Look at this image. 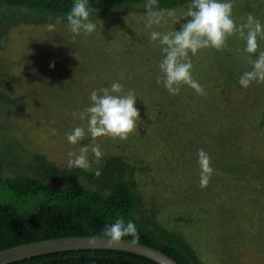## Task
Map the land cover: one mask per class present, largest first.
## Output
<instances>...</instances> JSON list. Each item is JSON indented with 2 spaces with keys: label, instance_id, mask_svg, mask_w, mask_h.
<instances>
[{
  "label": "trees",
  "instance_id": "16d2710c",
  "mask_svg": "<svg viewBox=\"0 0 264 264\" xmlns=\"http://www.w3.org/2000/svg\"><path fill=\"white\" fill-rule=\"evenodd\" d=\"M73 2L74 0H0V250L50 238L104 236L105 226L122 218L125 223L128 221L134 223L136 235H125L121 238L159 249L179 264H206L204 257L198 254V249L196 250V239H189V235L187 237L183 235L178 227L170 228L164 225L158 218L157 209L152 204L147 207L145 198L138 189L136 174L138 167L125 155L103 153L97 157L86 153L89 167L84 169L70 167L69 159L63 161L52 159L44 150V145L48 141L45 140L46 131L52 136L53 133H61L72 127L68 121L62 120L63 112L70 110L73 114L75 106L83 108V104H86L88 96L86 93L79 95L82 91L80 84L84 83L82 87L87 88L91 82L98 79H92L91 75L86 76L88 78L86 79L79 68L80 80L77 82L73 67L75 83L73 95L60 91L62 86L67 85L63 78L59 86H56L55 75L46 74L43 77L46 79L41 81L42 77L35 78V75L31 76L28 72L29 82L35 84L39 82L46 87L43 91H40L41 89L34 91L33 96H30L34 100L28 113L32 117V123L28 117L24 119V115L27 114L25 101L17 99V95L12 97V88L8 87V80L4 78L7 73L3 74L7 68L8 57L2 56L3 51H10L8 47L11 38L8 34L10 28L18 24L37 27L59 25L64 27L62 33L71 34L69 40H75L76 43L83 40L84 33L73 34L65 19V14ZM149 2L150 0H88L92 10L90 19L97 24L96 30L92 33L96 32L98 37L100 35L98 27L105 22L107 26L104 23L101 26L103 35L107 36L103 39L107 40L102 43L109 42L113 36L117 38L115 33L128 27H123L117 21L129 15L135 17L137 14L135 17L137 19L139 14L147 16L144 15L148 12L145 5ZM189 4L190 0H156L152 4V9L157 11L174 9L176 16H181ZM249 13L264 25V0H232L231 16L237 25L244 23ZM57 17H60L59 22ZM188 19L190 18H180L177 23L175 18L163 13L161 23L153 24L149 28L158 32H171L174 29L179 30L181 24ZM123 20L128 21L125 18ZM230 35H237V60L235 51H232L229 58L225 49L229 47L234 50L231 47L233 44L228 42ZM230 35L219 48L222 50L218 54L215 53L217 48L211 46L199 49L195 55L188 53L192 63V79L203 87V94L181 82L176 100L179 111L171 122L172 127L159 130L156 122H152L141 128V135L137 137L138 144L144 148L149 145L156 148L154 156L159 161L158 166L162 165V168L168 171L169 183L172 185H178L180 182L179 165L200 174L197 153L203 149L210 157V166L216 170L211 174L208 183L217 178L220 172L227 178L231 176V181L227 183L228 187L232 188L233 181L237 182V192L242 190L238 194L247 190L254 192L256 187L262 188L260 196L264 200V159L260 155V150L264 147V88L260 87L261 81L257 80H253L246 88L238 82L242 73L252 70L251 61L264 51V35H258V47L252 53L244 51V40L240 39L238 32ZM138 39L142 44L141 47L137 45L140 47L137 53L139 63L131 69L139 79L136 86L128 87L129 85L125 84L123 87L134 88L136 102L142 100V94L148 93L149 90L158 93L156 94L158 97L168 99V91L163 85V80L157 82V78L162 76L158 67L163 56L161 48L159 56L148 61L149 58H145V53L151 50V47H148V39L144 37ZM33 46L34 52L29 45L26 47L23 45L24 50L22 49L18 60L22 58L28 60L25 67L33 65L29 64L33 61L34 65H37L39 56L44 55L41 48ZM101 48L103 49L101 46L97 48L94 46L93 50H97L95 55L106 53ZM114 54L121 56L126 52L120 50ZM50 56L45 57L55 60ZM52 62L55 65V62ZM152 62L158 65H152ZM142 81L145 83L138 85V82ZM104 85H107V82ZM49 89L52 91L49 92ZM49 94L57 96L55 104L52 99L47 101L50 98ZM203 98L205 101L201 102ZM50 124L49 128L47 125ZM42 126H45L46 130ZM85 142L83 141L84 144ZM97 170L99 175L96 174ZM194 178L192 182L187 179L182 184L188 187L194 181H200L198 174ZM239 185H244L243 187L247 189L243 190ZM235 190L236 188L222 187L220 194L226 199L234 200L237 197ZM249 195L251 196L250 193ZM238 210L239 208L237 213ZM259 215L261 216L258 225L264 222V209ZM173 220L174 225L178 226L182 221L192 223L193 218L180 215ZM195 223L196 219L193 225ZM262 234L263 237L258 238L261 241L264 240V231L258 234ZM200 238L206 240V237ZM6 264L159 263L133 252L96 248L43 253Z\"/></svg>",
  "mask_w": 264,
  "mask_h": 264
},
{
  "label": "rangeland",
  "instance_id": "374dc122",
  "mask_svg": "<svg viewBox=\"0 0 264 264\" xmlns=\"http://www.w3.org/2000/svg\"><path fill=\"white\" fill-rule=\"evenodd\" d=\"M146 14L147 13L144 15ZM141 15L143 16V14H139L138 19L135 18L137 17L136 14L135 17L134 15L125 16L124 18L128 21H124V18L117 21V23L123 27H128L115 33L117 38L113 36L114 38L112 37L107 43H102V41L107 40L106 38L103 39V37L107 36L103 35V28L101 26L103 23L105 24V22H102L98 27L100 29V35L98 37L96 32L82 34L84 36L83 40H79L76 43L75 40H69L71 34L62 33L64 27H60L59 25H54L52 29H49L48 25L37 27L29 24H18L11 27L8 32L11 36L8 41L10 51L7 49L8 52H2L3 58L8 57L7 68L3 74L7 73V76H4V78L8 80V87L12 88L11 95L12 97H16L15 95H17L20 97H16L17 99L25 101V113L27 114L24 115V119L28 117L30 123H32V117L28 113L33 106L32 103L34 100L32 99L33 97L30 96H33L34 91L40 89V91H43L46 87H43L42 83L39 82H37V84L29 82L28 72H30L31 76L35 75V78L38 76L43 78L46 74L55 75L57 77L55 82L57 83L56 86H59V82L63 78L67 85L62 86L60 91L65 94L70 93L73 95H75L73 67L75 69V80H77V82L80 80L79 68L80 71L84 73L85 77L91 75L92 79H98V81L96 80L97 82H91L87 88L82 87L85 85L84 83L80 84L82 91H80L79 95L86 93L88 99L86 104H83V108H81V106H75V113H77L75 117L70 113V110L69 112H63L64 117H61L62 120H65V122L68 121L72 124V127H69L68 130H64V132L61 133H53L52 136H50L48 131L45 132L47 133L45 140L48 139V141L44 145V150L49 154V157L52 159L56 158L55 160L57 161L71 159L72 157H70L69 154H79V149L83 145H89L87 153L93 156L96 155L91 149L92 146L95 145L99 146L101 154L119 153L125 155L130 162L135 163L138 167V172L136 173L138 176V189L145 198L144 201L147 207L152 204V206L157 209L158 218L164 225L170 228L178 227V230L181 231L183 235L186 237L189 235V239H196V250L198 249V254L204 257V262L206 264H264V240H260L263 234L258 235L264 231V222L258 225L260 223L259 217L261 216L259 214L264 209L262 208L264 200L260 196V190L262 188L258 189V187H256L254 192H248L247 190L245 193L242 192L238 194L242 190L237 192V182L232 180L234 182V184H231L232 188L228 187L227 183L231 181V176L227 178L226 175L220 174V172L217 178L203 187L200 185L199 181H194L187 187L186 184L182 183H185L187 179L192 182L195 179V175L198 174L200 177V174L197 170L195 173L184 165H179L181 169V175L180 178H178V181H180L179 184L172 185L169 183L168 171L162 168V165L158 166L159 161L154 156L156 148L150 145L144 148V146L140 147L138 144L137 137L141 135V128L146 127L152 122H156V127L159 128V130H166L172 127L171 122L178 113L177 111H179L176 103L178 98L177 94H171L166 91L169 96L168 99L163 96L158 97V95H156L158 93H154L152 90L142 94L143 99L137 100L135 105L139 110L137 125L126 138L121 139L111 135H103L92 139L86 132L84 137L76 144H71L66 139V133L70 132L74 127L81 126L86 129V119H79V113L89 105V95L93 89L110 86L111 83L115 81L120 82L123 86L125 84H128V87L136 86V81L139 79V76H136L131 68H133L136 63H139L137 53L142 44L138 38L143 39L144 37L148 39V47H151V50L145 53L146 57L144 56L146 59L149 58L148 61L159 56L162 46L159 44L158 40L153 41L150 39L149 34L153 30L146 27L148 16L140 17ZM117 19L119 20L120 17ZM105 26L107 25L105 24ZM127 31L130 32L126 33ZM239 37L240 39L242 38L241 36ZM131 38L134 40H131ZM137 41L139 43H137ZM228 42L233 44L231 47L234 50L226 47L227 55L230 58L232 56V51H235L237 60V35H230ZM23 45L24 47L29 45L30 49H33V45H35V47L38 46L44 51V55L39 56L37 65H34L33 61L29 62V64L33 65L25 67V65L28 64V60L26 61L24 58L20 61L18 60L20 53L22 54L24 50ZM94 46L95 48L99 46L103 47V49H101L106 53L104 55H100L99 53L95 55V51L97 50H93ZM120 50H125L126 54L121 56L114 54ZM221 50L222 49H215V53L218 54ZM47 55H51L50 57H54L55 60L45 57ZM52 61L55 62L54 67H50V64H54ZM152 65L158 64H153L152 62ZM45 79L43 78L41 81ZM86 79L88 78L86 77ZM105 82H107V85H104ZM143 82L145 83V81L141 83L138 82V85H141ZM260 84V87L264 88V81H261ZM80 85H78V87ZM90 87L93 89L89 90ZM56 90L59 91L58 89ZM128 90L134 92V88L125 87H123L122 91L126 94ZM51 91L52 89H49V92ZM49 97L47 101L52 99L51 101L55 104L57 96H51L49 94ZM203 101H205L204 98L201 99V102ZM207 107H209V105ZM235 123L237 124V119ZM47 126L50 128L51 124ZM48 127H46L47 130L49 129ZM108 136L110 137L109 139L107 138ZM83 141H86V144H84ZM260 155H262L264 159V147L260 150ZM211 167L213 168L212 173H215V167ZM239 186L241 189L244 188V185ZM222 187L225 189L236 188L235 196L237 197L234 200H231V198L226 199L223 194H220ZM238 208L239 212L237 213ZM180 215L189 217L190 219L193 218L192 223L187 221L184 223L182 221V224L180 223L178 226L174 225L173 219L178 216L180 217ZM195 219L196 223L193 225ZM202 236L206 237V240L201 239L200 237ZM214 249L215 251H213Z\"/></svg>",
  "mask_w": 264,
  "mask_h": 264
},
{
  "label": "clouds",
  "instance_id": "9594fccd",
  "mask_svg": "<svg viewBox=\"0 0 264 264\" xmlns=\"http://www.w3.org/2000/svg\"><path fill=\"white\" fill-rule=\"evenodd\" d=\"M156 0H150L145 7L148 9L147 26L160 24L163 13L168 17L176 19L188 17L187 22L181 24L180 29L171 32L151 31L150 39L159 42L162 46L163 56L159 62V69L162 76L157 78V82L163 80V85L171 94H178L181 82L191 86L197 93L203 94V87L191 76L192 63L188 56L193 55L201 48L214 47L219 49L224 45L225 39L233 32H238L244 40V51L255 52L258 35H264V25L251 13L247 15L246 21L237 25L231 16L232 0H190L186 12L181 16H176L174 9L153 10L152 4ZM91 8L88 0H74L72 7L65 14L68 27L73 34L92 33L97 28V24L90 19ZM59 22L60 17H57ZM53 24L48 28L52 29ZM252 70L242 73L239 77V84L248 87L253 81H264V51H261L255 60L251 61ZM54 67V64H50ZM123 85L112 82L110 86L93 89L90 92V103L79 113V119L87 122L86 129L81 126L74 127L66 133V139L71 144H76L87 132L92 139L103 135H111L121 139L134 130L139 118V110L135 106L137 96L132 90L123 93ZM74 117L77 113L73 112ZM89 145H83L79 149V154L70 153V167L87 169L89 167L86 153ZM92 152L99 157L101 155L98 145L92 146ZM197 161L200 171V185L203 187L213 172L210 166V157L203 149L198 150ZM97 175L99 171L97 170ZM103 235L112 241H118L125 235H136V228L132 221H125L122 218L107 224L103 230Z\"/></svg>",
  "mask_w": 264,
  "mask_h": 264
},
{
  "label": "water",
  "instance_id": "95a60500",
  "mask_svg": "<svg viewBox=\"0 0 264 264\" xmlns=\"http://www.w3.org/2000/svg\"><path fill=\"white\" fill-rule=\"evenodd\" d=\"M96 248L133 252L148 257L159 264H179L173 258L154 247L124 238L112 241L105 236H66L8 247L0 250V264H6L43 253Z\"/></svg>",
  "mask_w": 264,
  "mask_h": 264
}]
</instances>
